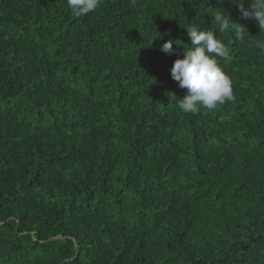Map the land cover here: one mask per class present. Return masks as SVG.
I'll return each mask as SVG.
<instances>
[{"label":"trees","instance_id":"trees-1","mask_svg":"<svg viewBox=\"0 0 264 264\" xmlns=\"http://www.w3.org/2000/svg\"><path fill=\"white\" fill-rule=\"evenodd\" d=\"M216 11L235 99L184 114L170 69ZM0 264H264V33L234 0H0Z\"/></svg>","mask_w":264,"mask_h":264},{"label":"clouds","instance_id":"clouds-1","mask_svg":"<svg viewBox=\"0 0 264 264\" xmlns=\"http://www.w3.org/2000/svg\"><path fill=\"white\" fill-rule=\"evenodd\" d=\"M131 2L134 4L135 0ZM234 2L242 17L254 20L260 33H264V0H248V7L244 6L245 0ZM66 3L73 16L82 17L97 11L103 0H66ZM210 21L209 28L198 25L185 28L191 45L187 48L179 45L183 49V58L175 59L170 69L172 79L187 90L183 98L171 94V100L184 114H197L202 109L214 111L235 99L231 79L219 63L221 59L230 61L231 56L225 44L217 38V33L233 31L236 38H243L246 28L234 23L226 11H216ZM158 38L162 39L161 36ZM173 43L176 41L172 39L164 42L161 51L171 53Z\"/></svg>","mask_w":264,"mask_h":264}]
</instances>
